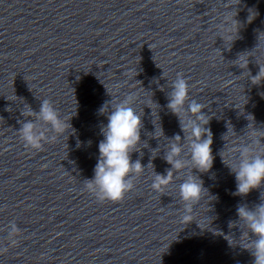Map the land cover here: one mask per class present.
I'll list each match as a JSON object with an SVG mask.
<instances>
[{
	"label": "clouds",
	"instance_id": "1",
	"mask_svg": "<svg viewBox=\"0 0 264 264\" xmlns=\"http://www.w3.org/2000/svg\"><path fill=\"white\" fill-rule=\"evenodd\" d=\"M234 17L235 15L227 17L228 26L220 29L223 33L221 37L224 40L225 36H230L233 30H235V35L238 32L239 23ZM240 58L241 55L238 60ZM247 64L248 61H245L243 65H238L245 69ZM257 78L259 82L264 80V67L260 66L259 73L252 77V82ZM171 88L167 107L178 116L181 128L187 134L184 139L187 141L189 160L186 161L182 158L184 144L180 143L181 137L176 135L170 140L171 143H169L164 157L171 168L167 170L166 175H154L152 188L161 194L172 183L173 170L179 172L190 165L199 172L206 173L212 168L214 160L211 147L212 133L205 127L209 122L208 116L203 112L205 106L196 100L189 101V84L181 73H177ZM134 99V94H129L123 100L114 104L111 101L100 109L101 114H104L105 107L111 105V111L109 113L108 110L109 114L107 115L108 122L101 129L104 139L98 145L99 158L94 168V178L86 182V188L101 202L105 200L113 203L122 201L126 193L133 189L132 177L139 176L145 169L139 159L135 162L132 161V153L140 151L143 127L142 114L132 106ZM186 104L187 108H185ZM22 115L32 119L22 122V126L18 130L20 138L26 146L35 149L42 148V142L45 141V133L38 128V122H43L51 131L60 135L64 134L70 126L47 99L42 100L39 112H35L27 106V110L23 111ZM160 131L163 134L161 127ZM253 132L261 131L253 129ZM154 136L158 138L156 129ZM261 137L264 135L259 136L258 140H254L253 146L239 145L235 149L239 153L238 162L234 166L228 165L235 175L236 195L246 196L252 190L259 189L264 185V149L257 150ZM55 138L53 136L50 139L54 140ZM149 166L152 167L151 163ZM97 189H99V194H97ZM204 193H207V190L198 176L189 174L183 180L179 186V196L184 202L185 208L182 220L190 221L193 205L200 201ZM237 215L240 223L247 229L243 233V236L247 237V246L244 248L249 250L254 257L253 264H264V193H261V203L256 204L253 208H249L247 205H238ZM15 231L16 228L13 226L12 232L15 233ZM249 233L253 234L255 239H252L248 235Z\"/></svg>",
	"mask_w": 264,
	"mask_h": 264
}]
</instances>
